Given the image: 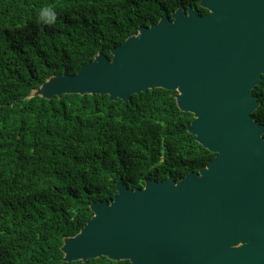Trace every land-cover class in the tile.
Segmentation results:
<instances>
[{
  "label": "water",
  "instance_id": "water-1",
  "mask_svg": "<svg viewBox=\"0 0 264 264\" xmlns=\"http://www.w3.org/2000/svg\"><path fill=\"white\" fill-rule=\"evenodd\" d=\"M176 8L75 74L51 75L28 96L172 91L193 116L187 131L214 153L175 180H117L111 200L62 239V261L106 257L127 264H264V125L252 90L264 75V0H199Z\"/></svg>",
  "mask_w": 264,
  "mask_h": 264
},
{
  "label": "trees",
  "instance_id": "trees-1",
  "mask_svg": "<svg viewBox=\"0 0 264 264\" xmlns=\"http://www.w3.org/2000/svg\"><path fill=\"white\" fill-rule=\"evenodd\" d=\"M199 0H0V264H127L98 257L64 262L60 246L111 200L120 179L175 180L214 156L187 131L193 116L172 91L123 102L107 95L28 98L51 75L75 74L98 52L111 57L138 26ZM52 9L55 23L45 20ZM44 11V15L41 13ZM252 115L264 125V75ZM264 136V134H263Z\"/></svg>",
  "mask_w": 264,
  "mask_h": 264
},
{
  "label": "clouds",
  "instance_id": "clouds-1",
  "mask_svg": "<svg viewBox=\"0 0 264 264\" xmlns=\"http://www.w3.org/2000/svg\"><path fill=\"white\" fill-rule=\"evenodd\" d=\"M44 11H47L48 13H50V18L46 19L45 23L54 24L55 23V18H56L55 12L52 9H50V8L46 9ZM44 11H42V13H41L42 16L44 15Z\"/></svg>",
  "mask_w": 264,
  "mask_h": 264
}]
</instances>
